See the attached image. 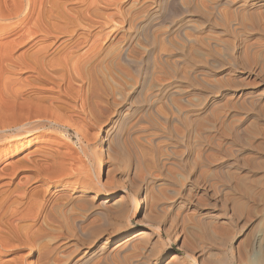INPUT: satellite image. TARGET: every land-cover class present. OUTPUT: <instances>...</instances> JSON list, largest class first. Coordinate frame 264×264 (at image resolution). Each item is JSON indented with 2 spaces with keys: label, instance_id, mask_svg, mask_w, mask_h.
Listing matches in <instances>:
<instances>
[{
  "label": "rangeland",
  "instance_id": "obj_1",
  "mask_svg": "<svg viewBox=\"0 0 264 264\" xmlns=\"http://www.w3.org/2000/svg\"><path fill=\"white\" fill-rule=\"evenodd\" d=\"M158 1L98 0L87 7L100 14L101 17L96 21L106 20L108 24L93 29L88 42L79 48L73 43L75 36L58 55L71 50L75 56L85 58L88 49L96 41L90 69L92 68V76L98 86V94L90 101L87 99L89 67L81 57L78 74L76 68L70 65L59 75L47 69L41 73L24 69L15 76L0 78L1 98L4 95L10 99L16 93L18 102L28 99L26 101L33 103L32 105L37 104L35 95H45L44 105L51 101L49 99L55 98L48 103L51 105L47 106L46 103L45 106L48 108L53 104L56 111L53 106L50 108L53 111H49V108L46 110L54 112V119H60H57L60 126L57 123L35 133V142L24 146L19 154L1 159L0 204L4 196L8 201L5 200L6 204L1 205L0 208L4 209H0V215L5 222L12 223L11 229L17 225V221L19 224L18 217L11 218L8 211H5L10 197L13 198V193L16 192L14 197L25 194L27 197L34 195V198L37 196L50 201L49 208L57 213V218L61 216L59 220L56 218L58 224L51 223V226L49 222L47 225L43 224L41 217L36 220L38 226L43 224L40 226L43 232L33 242L37 246L53 248L52 253L47 254V258L40 263L36 260L37 247L35 244L34 249L30 247L33 245L31 242L26 245L22 231L23 240L17 241L12 239L5 226H0L4 228L0 231L7 237L8 245V248L0 251V264H71L85 254L89 256L83 264H192L193 259L200 264L212 252L217 256L224 252L231 260L238 240L246 241L247 245L250 243V246L242 247L246 243L241 241L240 249L243 248V253L249 250L246 251L248 254H244L250 255L248 258L251 262L258 258L261 263H255L264 264V253L261 255L264 252V0H229L228 3L227 0ZM66 8L70 12L85 9L80 4L73 3H68ZM239 10L244 11L240 13ZM145 12L153 14L155 18L152 23L155 26L144 32V38L148 39L142 43L136 41L137 31L134 26L145 20ZM211 12L216 20L211 17ZM226 13H229V20L226 19ZM258 13L262 16L259 17ZM240 19L242 22L245 19L246 22L240 23ZM76 33L84 35L87 32L84 28H79ZM34 42L21 47L16 56ZM212 46H215L213 49L216 51H211ZM124 48L128 54V49L134 50L131 55H135L133 58L137 60L133 59V63L128 64L121 59L118 54L127 52ZM229 57L231 65L227 63ZM66 83L70 90H67ZM172 91L174 94L170 98ZM117 92L122 95L118 96ZM246 96L254 98L252 103ZM257 97L258 100H255ZM128 105L131 106L129 110H124ZM111 135L114 136L112 140ZM37 149L58 157L60 165L53 166L55 162L52 163L47 156L45 161L43 154L34 152ZM32 152L34 156L30 154ZM24 155L27 159L30 158L26 162L28 166H25L31 168L30 160L39 159V164L44 162L40 165L45 171L42 170V173L41 170L36 171V168L30 171L27 167L22 168L23 165L18 169L11 165L16 159L23 157L26 160ZM160 159L163 161L160 162ZM164 159H168L172 165ZM135 161L138 162L136 166ZM169 165H175L174 169L178 171L170 169ZM168 167L170 178L166 176ZM37 172H40L39 175ZM179 172L181 175L177 174ZM23 180L27 182L24 183ZM16 184L20 185V190L21 187L23 191L26 190L24 194L22 190L20 193L15 191L10 194L17 187ZM60 193L62 198L57 197ZM176 193H179L178 196ZM63 194L67 196L63 198ZM120 195H124L125 200L121 201L124 202L125 213L122 211L121 217L109 212L105 218L106 211L102 213L103 209L99 206L101 198L105 197L106 204L114 208L113 203ZM42 196L44 197L41 198ZM34 198L30 200L34 201ZM226 199L228 202H225ZM30 200H25V206L22 205L24 208L21 206V210L28 209ZM155 201L159 203H154ZM76 206L83 207L82 212ZM30 211L34 214L33 209L29 213ZM99 212L103 215L98 214ZM203 214L219 215V219L225 220L224 227L221 223L222 228L220 225L217 228L224 234L220 230L219 236L216 229L215 233L218 235L213 233V237L212 231L209 232L211 228L207 225L210 223L205 222L211 220L204 218ZM73 215L78 216L73 218ZM8 217L11 219L8 220ZM75 219H80L85 224V230L90 227L93 231L80 233L73 224ZM194 219H198L196 223H201L194 224ZM31 222L32 218L20 223ZM91 222L95 224L92 227ZM101 222L103 223L100 225ZM204 222L205 227L202 225ZM130 229L135 231L134 235L142 230L147 234L131 241L133 244L129 242L132 246L128 244L124 248L122 245L117 247L115 240ZM207 234L211 236H206ZM219 239L226 243L224 249L219 247L220 243L222 245ZM101 246L103 249L99 250ZM188 254L191 258L194 256L192 260Z\"/></svg>",
  "mask_w": 264,
  "mask_h": 264
},
{
  "label": "bare ground",
  "instance_id": "obj_2",
  "mask_svg": "<svg viewBox=\"0 0 264 264\" xmlns=\"http://www.w3.org/2000/svg\"><path fill=\"white\" fill-rule=\"evenodd\" d=\"M98 0H0V78H4V77H7L8 75H11V76H15L16 74H17V72H20V71H22V70H24V69H31L32 71H35V72H37V73H41L42 72V70H44V69H47V70H49V71H51L52 73H54V74H56V75H59L62 71H65L66 69H67V67L68 66H73V67H75L76 68V72H77V68H78V66H79V62L81 61V58H82V60H84L85 59V64L89 67V68H87V74H88V86L89 87H87V89H89V90H87L88 91V96H87V99L90 101V100H92L93 98H96V96H97V94H98V86L96 85L97 83H95L94 82V78H93V76H92V71H91V69H90V67L92 66L91 64H92V58H93V56H94V54H93V52H94V50H93V48L95 47L94 45H95V43H96V41H94L95 43H94V45H93V47H90V49H88V51H87V53L85 54L86 55V57L84 58V56H75L74 55V51H68V52H65L63 55L61 54V55H58V53L60 52V51H62V50H65L66 48H67V46L69 45L68 43L76 36V39L74 40V44H76V48L78 47H80V46H82V44H86L87 42H88V40H89V38H90V33H91V31L93 30V29H95V28H97V27H103V26H106L107 24H108V22H106V20L105 21H96V20H98L97 18H100L101 16H100V14H97V13H94L95 12V10H93V8L92 9H90V10H88L87 9V7H89V6H92L95 2H97ZM106 1V0H105ZM165 1H167V0H159L158 2L160 3V2H165ZM220 1V0H219ZM228 1L229 0H227V3H228ZM169 2V1H168ZM68 3H73V4H80L81 6H83V7H85V9L84 10H82V9H80V10H73V12H70L69 10H67L68 8H66L67 7V5H68ZM221 3H222V1H221ZM226 3V2H225ZM230 3V2H229ZM241 3V2H240ZM166 4V3H165ZM174 4V3H173ZM215 4V3H214ZM218 4V3H217ZM224 4V3H223ZM256 4V3H255ZM161 5V4H160ZM227 5V4H226ZM229 5H231V4H229ZM228 5V6H229ZM242 5H244V4H242ZM242 5H240V6H242ZM251 5V4H250ZM213 6V5H212ZM211 6V7H212ZM216 6V5H215ZM239 6V7H240ZM259 6V5H258ZM161 7V6H160ZM252 7V6H251ZM91 8V7H90ZM146 8V7H145ZM145 8H144V10H145ZM213 8H214V6H213ZM216 8V7H215ZM238 8V7H237ZM243 8V7H242ZM241 8V9H242ZM247 8V7H246ZM250 8V7H249ZM173 9V8H172ZM240 9V8H239ZM264 9V8H263ZM262 9V10H263ZM144 10L142 11V13L144 12ZM178 10V9H177ZM235 10V9H234ZM238 10V9H237ZM252 10V9H251ZM146 11V10H145ZM153 11V10H152ZM175 11H176V9H175ZM180 11V10H179ZM241 11H244V10H239V12L241 13ZM246 11V10H245ZM212 12L214 13V11L212 10ZM212 12H211V17L213 16L212 15ZM178 13H181V12H178ZM238 13V12H237ZM245 13V12H244ZM262 13L264 14V12L262 11ZM155 14V13H154ZM175 14H177V12H175ZM216 14H217V12H216ZM220 14V13H219ZM229 14V13H228ZM228 14L226 13L225 14V16H226V19L227 20H229L228 18H229V16H228ZM250 14V13H249ZM145 20L143 21V22H141V23H139L138 25H136V26H134V28H136V31H137V33H136V41L137 42H142L143 43V40H144V42L145 41H147L146 39H148L147 37H146V39L144 38V32L147 30V32H148V29H150L152 26H155L153 23H152V20L155 18H153V14H146V12H145ZM143 15V16H144ZM209 15V14H208ZM208 15H206L207 17H209ZM221 15V14H220ZM231 18L233 17V14L231 13ZM235 15V14H234ZM237 15H239V14H237ZM254 15V14H253ZM256 15V14H255ZM254 15V16H255ZM258 15H259V13H258ZM142 16V17H143ZM156 16V15H155ZM225 16H221L223 19L225 18ZM227 16H228V18H227ZM239 16H241V14L239 15ZM244 16V15H243ZM247 16H248V12H247ZM246 16V17H247ZM251 15H249L248 17H250ZM260 16H262V15H259V17ZM157 17V16H156ZM207 17H205V18H207ZM214 17V16H213ZM216 17V16H215ZM214 17V18H215ZM238 17V16H237ZM235 18V17H234ZM239 18V17H238ZM245 18V17H244ZM256 18V17H255ZM262 18V17H261ZM144 19V18H143ZM213 19V18H212ZM218 19V18H217ZM220 19V18H219ZM225 19V20H226ZM243 19V18H242ZM242 19H240V23L242 22ZM254 19V18H253ZM215 20H216V18H215ZM231 20V19H230ZM249 20H252V18H249ZM156 21V20H155ZM207 21H208V19H207ZM212 21V20H211ZM219 21V20H218ZM253 21V20H252ZM228 22V21H227ZM226 22V23H227ZM231 22H233L232 20H231ZM237 22H238V19H237ZM236 21H235V23H237ZM246 21H245V19L243 20V22L242 23H245ZM249 22V21H248ZM156 23V22H155ZM229 23V22H228ZM227 23V24H228ZM251 23H253V22H251ZM230 24V23H229ZM234 24V23H233ZM249 24V23H248ZM222 25H224V24H222ZM243 25V24H242ZM225 26V25H224ZM229 26V25H228ZM228 26H226V27H228ZM230 26H233L232 24L230 25ZM240 26V25H239ZM221 27H223V26H221ZM225 27V28H226ZM235 27V26H234ZM232 28V29H235L236 27L238 28V26H236L235 28ZM242 26H240V28H241ZM79 28H84L85 30H86V34H84V35H79V34H77L76 33V31L79 29ZM180 29V28H179ZM226 29H228V28H226ZM231 29V30H232ZM229 30H230V27H229ZM178 31V30H177ZM233 31V30H232ZM232 31H230V32H232ZM81 33V32H80ZM156 33V32H155ZM179 33V32H178ZM147 34V33H146ZM65 36H67L66 37V39L65 40H63V41H61V39L63 38V37H65ZM94 37V36H93ZM95 39H97V38H95ZM129 40H130V38H129ZM33 41H35L32 45H31V47H29L28 49H25L23 52H21L18 56H16V52L21 48V47H23V46H26V45H28L29 43L31 44V42H33ZM130 42V41H129ZM103 43V42H102ZM147 43V42H146ZM98 44V43H97ZM216 44V43H215ZM129 45V44H128ZM211 45H214V44H211ZM127 46V45H126ZM219 46V45H218ZM222 46V45H221ZM209 47V46H208ZM211 47V46H210ZM223 47V46H222ZM227 47V46H226ZM230 47V46H229ZM88 48V47H87ZM127 48V47H126ZM213 48H215V46L213 47L212 46V50L211 51H216V49H213ZM220 48V47H219ZM96 49V48H95ZM226 49V48H225ZM52 50V51H51ZM87 50V49H86ZM86 50L84 51V53L86 52ZM124 50H125V48H124ZM129 50V53L130 54H128V51H127V49L125 50V51H127V52H121L120 54H118V56L121 58V59H123V60H125V61H127V63L129 64V63H133V59L134 60H137V59H135V58H133V56H135V55H131V53H134L133 51L134 50H131V49H128ZM229 50V49H228ZM50 51H51V53H50ZM122 51V50H121ZM226 52V51H225ZM230 52V51H229ZM108 53V52H107ZM136 53V52H135ZM52 54V55H51ZM57 54V55H56ZM82 54V53H81ZM137 54V53H136ZM228 54V53H227ZM230 54H231V52H230ZM83 55V54H82ZM107 55V54H106ZM105 55V56H106ZM229 55V54H228ZM231 56V55H230ZM77 57H81L80 59L79 58H77ZM211 57V56H210ZM104 58V57H103ZM230 58L231 57H229V59H228V64H230L229 63V60H230ZM211 60V59H210ZM231 61H232V59H231ZM136 62V61H135ZM138 62H140V60L138 61ZM211 62V61H210ZM94 63V62H93ZM103 63V62H102ZM213 63V62H212ZM101 64V63H100ZM214 64V63H213ZM233 64V63H232ZM208 65H210V64H208ZM215 65V64H214ZM213 65V66H214ZM231 65V64H230ZM97 66V65H96ZM95 66V67H96ZM136 66V65H135ZM72 67V68H73ZM74 68V69H75ZM73 70V69H72ZM73 72H74V70H73ZM77 74H78V72H77ZM41 75V74H40ZM71 75V74H70ZM42 76V75H41ZM53 76V75H52ZM81 76V75H80ZM36 77V76H35ZM43 77V76H42ZM61 77H62V75H61ZM60 76H59V78H61ZM5 79V78H4ZM9 79H11L10 77H9ZM8 79V80H9ZM13 79V78H12ZM39 79V78H38ZM14 80V79H13ZM16 80H17V78H16ZM22 80V79H21ZM65 80V79H64ZM5 81V80H4ZM3 81V82H4ZM29 81V80H28ZM27 81V82H28ZM49 81H50V79H49ZM74 81V80H73ZM7 83V82H6ZM3 84V83H2ZM5 84V83H4ZM56 84H58L57 82H56ZM29 85V84H28ZM48 85V84H47ZM66 85H67V83H66ZM65 85V86H66ZM4 86V85H3ZM18 86V85H17ZM23 86V85H22ZM57 86H59V84L57 85ZM64 86V87H65ZM62 87V86H61ZM5 88V87H4ZM3 88V89H4ZM23 88V87H22ZM42 88V87H41ZM67 90H70V86L69 85H67ZM14 89H15V87H14ZM13 89V90H14ZM17 89H19V87L17 88ZM53 89V88H52ZM65 89V88H64ZM8 90V89H7ZM23 90V89H22ZM66 90V91H67ZM175 92H177L175 89H173ZM15 92L17 91L18 92V90H14ZM13 91V92H14ZM63 91V90H62ZM65 91V90H64ZM63 91V92H64ZM174 91H172L170 94H171V96H170V98L173 96L172 94H174L173 92ZM86 93V92H85ZM5 94V93H4ZM18 94V93H17ZM117 94H118V96H119V94L120 93H118L117 92ZM170 94H168V95H170ZM2 95V94H1ZM1 95H0V161H1V159H3L4 157H6V158H8L9 156L11 157L13 154H16V153H18L20 150H22V148L25 146L26 147V145H29L31 142H35V140L37 139L36 137H34V134L35 133H37V132H39L40 130H43V129H45L46 127L48 128V126H52V125H55V124H57L58 122H57V119H54L55 117H53V114L52 113H54V112H49V111H53V109H50L52 106H53V104H52V106H50V107H48V108H46V103L48 104L49 102H53L52 101V99L53 100H55V98H52V99H49V100H51V101H48V102H45V105H44V103H43V100H44V96L42 95V94H40V95H35V103H37V104H34V105H32L30 102H28L29 100L28 99H25V101L23 100V97L21 98L23 101L22 102H18V100L16 99V98H18V96L16 95V93H15V95H12L11 96V98L10 99H7V98H5L4 97V95L2 96L3 98H1ZM19 95V94H18ZM120 95H122V93L120 94ZM72 96V95H71ZM20 97H21V95H20ZM47 97V96H46ZM73 97V96H72ZM122 97V96H121ZM136 97V96H135ZM166 97H167V95H166ZM247 97V96H246ZM259 97V96H258ZM258 97H257V99H255V100H258ZM83 98V97H82ZM84 98H85V95H84ZM248 98V97H247ZM30 99V98H29ZM45 99H48V98H45ZM252 99H254V98H248V100H249V102L250 103H252ZM19 100H20V98H19ZM26 100H28V101H26ZM137 100H138V98H137ZM82 101V100H81ZM136 101V100H135ZM146 101V100H145ZM34 102V101H33ZM43 103V104H41V105H43L42 107H44V108H42L41 107V105H40V103ZM57 102V101H56ZM147 102V101H146ZM19 103V104H18ZM139 103V102H138ZM65 104V103H64ZM63 104V105H64ZM147 104V103H146ZM49 105H51V103L50 104H48L47 106H49ZM137 106V105H136ZM54 107V106H53ZM52 107V108H53ZM129 107H131L130 105H128L124 110H129L128 108ZM42 108V109H41ZM56 107H54V109H55ZM91 108V107H90ZM46 109H48V110H46ZM132 109H134V108H132ZM136 109V108H135ZM55 111H56V109H55ZM132 111H135V110H132ZM55 115V114H54ZM63 115V114H62ZM174 117V116H173ZM124 118V117H123ZM173 119V118H172ZM176 119H178V118H176ZM176 119H174V120H176ZM58 120H60V119H58ZM81 120V119H80ZM122 120V119H121ZM125 120V119H124ZM174 120H171L172 122L174 121ZM83 121V120H82ZM177 121V120H176ZM82 123V122H81ZM119 124H120V122H118ZM174 123V122H173ZM78 125V124H77ZM57 126H60L59 125V123H58V125ZM118 128V127H117ZM120 131V130H119ZM114 134V133H113ZM127 134V133H126ZM117 135H118V133H117ZM112 137H114V136H112L111 135V139L110 140H112L113 138ZM116 137V136H115ZM120 137V136H119ZM115 140L117 139V138H114ZM47 140V139H46ZM114 140V141H115ZM114 141H111L112 143L114 142ZM116 142V141H115ZM114 142V143H115ZM102 143V142H101ZM31 144H33V143H31ZM118 144V143H117ZM75 145V144H74ZM115 145V144H114ZM107 146V148L109 147V145H106ZM41 148V147H40ZM39 148V149H40ZM39 149H37L36 151H34L35 153L37 152L38 154L40 153V154H43L44 155V157H45V161H47V158H46V156L47 157H49L50 158V160H52V163L53 162H55V163H53V166L54 165H60V159H59V161H57V159H58V157H55L54 155H52L51 153H45V151L43 150L42 151V149L41 150H39ZM61 149V148H60ZM34 152H32V153H30L32 156H34ZM70 152V151H69ZM36 153V154H37ZM19 154V153H18ZM70 154V153H69ZM28 155V154H27ZM30 155V156H31ZM71 155V154H70ZM70 155H67V157H69L70 158ZM174 156H175V154H173ZM15 156V155H14ZM25 156V155H24ZM41 156V155H40ZM64 156V155H63ZM66 156V155H65ZM177 156V155H176ZM175 156V157H176ZM26 157V156H25ZM24 157V159H26V160H23L22 158H19V160L18 159H16L17 161L16 162H14V163H11V165H13V166H16L18 169H20L19 167H21L22 165V168L24 167V168H26L27 166H28V164L26 163V162H28V160L30 159H27L28 157H26L25 158ZM169 157H170V155L167 157L168 159H169ZM179 157V156H178ZM164 158V157H163ZM173 158V157H172ZM20 159H22V160H20ZM33 159V158H32ZM167 159V160H168ZM179 159V158H178ZM37 160H39V159H36V160H30V163H31V168H29V167H27V168H29V170L30 169H35L36 168V171H39V170H43V171H45L44 170V168H42L43 166L42 165H40V164H42V163H44V162H42V163H40L39 164V162L37 161ZM167 160H165L164 159V161L165 162H167ZM15 161V160H14ZM65 161V160H64ZM160 162H162L163 160H159ZM169 161V160H168ZM172 161H173V159H172ZM171 161V162H172ZM176 161V160H175ZM174 161V162H175ZM179 161V160H178ZM10 162V161H9ZM8 162V163H9ZM70 162V161H69ZM138 162H139V160H138ZM138 162H136L135 161V165L134 166H136V164L138 163ZM160 162H158V163H160ZM177 162V161H176ZM67 163V162H66ZM140 163V162H139ZM169 164H171L170 163V161L168 162ZM27 164V166H25ZM165 164V163H164ZM164 164H162V165H164ZM173 164H175V163H173ZM177 164V163H176ZM179 164V163H178ZM177 164V165H178ZM6 165V164H5ZM9 165V164H8ZM160 165V164H159ZM161 165V166H162ZM172 165V164H171ZM171 165H169L170 167H171ZM221 165V164H220ZM219 165V166H220ZM13 166H11L12 168H13ZM42 166V167H41ZM50 166H52V164L50 165ZM52 166V167H53ZM64 166V165H63ZM139 166V165H138ZM154 166V165H153ZM161 166H159V167H161ZM168 166V165H167ZM170 167H168V175H166V176H169V178H170V175H169V173H170V170H169V168ZM173 167V168H172ZM170 169H174L175 168V165H173ZM178 167H180V166H178ZM178 167H176V168H178ZM3 168V167H2ZM26 168V169H27ZM49 168V167H48ZM57 168H60V167H58L57 166ZM69 168V167H68ZM137 168V167H136ZM167 168V167H166ZM165 168V169H166ZM4 169V168H3ZM160 169V168H159ZM182 169V168H181ZM11 171H13L12 169H10ZM17 170V169H16ZM15 170V171H16ZM58 170V169H57ZM56 170V171H57ZM136 170V169H135ZM162 170H164V169H162ZM175 170V169H174ZM177 170V169H176ZM175 170V171H176ZM219 170V169H218ZM221 170V169H220ZM1 171V170H0ZM5 171V170H4ZM31 171V170H30ZM40 171V172H41ZM43 171H42V173H43ZM54 171V170H53ZM52 171V172H53ZM55 171V172H56ZM59 171H61V170H59ZM178 171V170H177ZM2 172H3V170H2ZM39 172V173H40ZM47 172V171H46ZM46 172H45V174H46ZM55 172H54V174H55ZM133 172V171H132ZM172 172V171H171ZM181 172H182V170H181ZM181 172H179V173H177V174H180ZM13 173H14V171H13ZM38 173V172H37ZM39 173H38V175H39ZM162 173H164V172H162ZM161 173V174H162ZM174 173V172H173ZM11 174H12V172H11ZM165 174V173H164ZM164 174H163V176H164ZM171 174V173H170ZM175 174V173H174ZM2 174H1V172H0V176H1ZM44 175V174H43ZM181 175V174H180ZM219 175H220V171H219ZM222 175V174H221ZM27 176V175H26ZM162 176V175H161ZM172 176H175V175H172ZM28 177V176H27ZM53 177V176H52ZM183 177H185V176H183ZM56 178V177H55ZM164 178H165V176H164ZM168 178V179H169ZM172 179H173V177H171ZM182 177H180V179H181ZM224 178V177H223ZM26 179V178H25ZM58 179V178H57ZM167 179V178H166ZM178 179V180H177ZM177 179L175 178V181L177 180V181H179V178L177 177ZM184 179H186V178H184ZM56 180V179H55ZM182 180V179H181ZM221 180H223V179H221ZM28 181H29V179H28ZM164 181H165V179H164ZM167 181H169V180H167ZM171 181H174V180H171ZM174 181V182H175ZM224 181H226V179L224 180ZM20 182V181H19ZM18 182V183H19ZM23 182H24V180H23ZM27 181H25L24 183H26ZM173 182V183H174ZM181 182V181H180ZM4 183V182H3ZM172 183V184H173ZM175 183H177V182H175ZM227 183V182H226ZM19 184H21V183H19ZM18 184V185H19ZM157 184H159V183H157ZM156 184V185H157ZM163 185H165V183L163 184ZM162 185V186H163ZM16 186H17V184H16ZM161 186V185H160ZM4 187V186H3ZM19 187H20V185L19 186H17V187H15V189H13L11 192H10V194L12 193V192H15V191H20L21 192V190L23 191L24 189H22V187H21V190L19 189ZM45 187V186H44ZM83 187V186H82ZM154 187V186H153ZM152 187V188H153ZM159 187V186H158ZM157 187V188H158ZM24 188V187H23ZM220 188V187H219ZM160 189V188H159ZM1 190V189H0ZM156 190H158V189H156ZM168 190H170V189H168ZM26 191V190H25ZM25 191H23V194L25 193ZM19 192V193H20ZM146 192V191H145ZM170 192V191H169ZM174 192V191H173ZM31 193V192H30ZM168 193V192H167ZM9 194V195H10ZM15 194H16V192L15 193H13V195L15 196ZM22 194V193H21ZM33 194V193H32ZM43 194V193H42ZM146 194V193H145ZM169 194V193H168ZM177 194V193H176ZM179 194V193H178ZM178 194L176 195V196H178ZM20 195V194H19ZM19 195H16V197H14L13 196V198H12V196L10 197L11 199H10V201H9V204H7L8 205V207L6 208V206H5V211H6V213H7V211H8V214H9V216L11 217V218H17L18 217V219H20V221H19V224H18V221H17V225H15V227H13V229H11L12 228V223H10V222H5L4 220H3V218L1 217L2 215H0V226H5L6 228H7V230L11 233V235H12V239L13 240H20V239H22L21 237V231L23 232L22 234H23V237H24V239L27 241V243H26V245L27 244H29L30 242H31V245L32 246H30V245H28V246H30V247H33L34 246V244H35V242H33V241H35L34 239H36V237H38V236H40V234L43 232L42 231V229H41V227L40 226H42L44 223H45V225H47L46 223H48L49 222V226H51V223L54 225V224H58V222H57V219L59 218V217H61V216H59L60 214L63 216V212L62 213H58L59 215H57V216H59L58 218L56 217V214H55V211L53 210V209H51V208H49V206H50V204H51V202L49 201H46V200H44V199H39L37 196H35L36 198H37V200H36V198H34V195H32V197L35 199L34 201H31L30 200V198H32L31 197V195L29 196V197H27L25 194L24 195H22L21 197H19ZM59 195V194H58ZM64 195V194H63ZM66 196H67V194H65ZM65 195H64V197L63 198H65ZM172 195V194H171ZM174 193H173V197H174ZM54 196H57V194L56 195H54ZM170 196V195H169ZM5 197V196H4ZM2 198L1 199V204H0V207H1V205L2 204H6L4 201L7 199V197H5V198ZM44 196H42L41 198H43ZM57 197H61V193H60V196H57ZM69 197V196H68ZM151 197V196H150ZM165 197V196H164ZM167 197L168 196H166V201H167ZM173 197H172V200H174L173 199ZM9 198V197H8ZM56 198V197H55ZM54 198V199H55ZM62 198V197H61ZM61 198H59L60 200H61ZM124 198V195H120V198L118 199V200H116V202H114L113 204H115V206H114V208H110L109 207V204L107 205L106 203H107V201L105 200V197H102L101 198V200L102 201H100L99 202V206L100 207H102V209H103V211H102V213L104 212V211H106L105 212V218L106 217H108V215H106V213H109L110 212V214H115V215H118V216H121V214H123L122 213V211H124V213H125V210H123V204H124V202L123 201H121L122 199ZM175 198V197H174ZM165 199V198H164ZM163 199V200H164ZM169 199H170V197H169ZM25 200H27V202H28V200H30L31 201V204H30V209H33L34 210V214H31V211H30V213H29V207L27 206V208L28 209H26L25 211H23V209L21 210V208L23 207L22 205H24L25 203H26V201ZM52 200V199H51ZM56 200V202H57V199H55ZM123 200H125V199H123ZM162 200V201H163ZM171 200V201H172ZM6 201H8V200H6ZM54 201V200H53ZM66 201H67V199H66ZM157 201H159V200H157ZM157 201H155L154 203H157ZM170 201V202H171ZM32 202H34L33 204H32ZM65 202V201H64ZM68 202V201H67ZM66 202V203H67ZM123 202V203H122ZM163 202H165V201H163ZM225 202H228V199H226V201ZM224 202V203H225ZM53 203V202H52ZM58 203H59V200H58ZM57 203V204H58ZM159 203V202H158ZM157 203V204H158ZM161 203V202H160ZM167 203H169V202H167ZM150 204V203H149ZM226 204V203H225ZM53 205H55L54 203H53ZM79 205V204H78ZM111 206H112V204H110ZM227 205V204H226ZM22 206V207H21ZM25 206V205H24ZM52 206V205H51ZM21 207V208H20ZM77 207V209H79L78 207H80V206H76ZM157 207V206H156ZM24 208V207H23ZM58 208V207H57ZM69 208V207H68ZM81 208H83V207H80V212H82V210H81ZM126 208V207H125ZM158 208V207H157ZM0 209H2V208H0ZM4 209V208H3ZM2 209V210H3ZM1 210V211H2ZM53 210V211H52ZM57 210V209H56ZM62 210V209H61ZM60 210V211H61ZM65 211V210H64ZM100 211V210H99ZM58 212V211H57ZM98 212V211H97ZM3 213H5V212H3ZM53 213H54V216H53ZM101 212H99L98 214H100V215H103ZM75 214V213H74ZM77 214V213H76ZM109 214V215H110ZM202 214V213H201ZM211 214V213H210ZM32 217H31V216ZM80 215V214H79ZM125 215V214H124ZM195 215V214H194ZM199 215V214H198ZM204 216V218H206V217H208V218H210V220H211V222H207V221H205V220H207V219H205L204 221L206 222V223H210V224H207L208 225V228H211V230L209 231V232H211L212 234L214 233L215 235H216V233H215V231H216V229L218 228V226L222 223L223 224V222L225 221H223V220H221V219H219L218 217H219V215H218V217H216V215L214 216V215H209V216H205L206 214H203ZM74 216V215H73ZM78 216V215H77ZM76 216V217H77ZM83 216V215H82ZM82 216H80V218L82 217ZM97 216V215H96ZM123 216V215H122ZM121 216V217H122ZM193 216V215H192ZM4 217V216H3ZM5 217H7V216H5ZM29 217H31L32 218V220H33V222H31V223H24V224H21L20 222H24L25 220L27 221L28 219H31V218H29ZM38 217H41V219H43V224H41V225H37L36 224V222L38 221L37 220V218ZM70 217V216H69ZM75 216L73 217V218H76ZM95 217V216H94ZM99 217V216H98ZM101 217V216H100ZM110 217V216H109ZM193 217H195V216H193ZM197 218H198V216H196ZM201 217H202V215H201ZM202 217V218H203ZM10 218V219H11ZM57 218V219H56ZM85 218V217H84ZM190 218H192V217H190ZM200 218V217H199ZM227 218V217H226ZM248 219H251V218H253V217H247ZM9 219V217H8V220H10ZM93 219V218H92ZM104 219V218H103ZM7 220V221H8ZM15 220V219H14ZM37 220V221H36ZM59 220V219H58ZM102 220V219H101ZM105 220H107V219H105ZM195 220V219H194ZM200 220V219H199ZM95 221V220H94ZM93 221V222H94ZM128 221V220H127ZM197 221H198V219H197ZM196 220L195 221H193V223L195 222H197ZM229 221V220H228ZM69 222H70V220H69ZM75 223H73V224H75V226H77L78 227V231L81 233L82 232V234H86V233H89L91 230L89 229L90 227H88V228H86L87 230H85L84 228H85V224L80 220V219H75V221H74ZM200 223H201V221H199ZM198 222V223H199ZM205 222L202 224V225H204L205 224ZM10 223V224H9ZM103 222H101L100 223V225L102 224ZM194 223V224H195ZM198 223H196V225L198 224ZM199 223V224H200ZM229 223V222H228ZM84 224V225H83ZM87 224V223H86ZM90 224V223H89ZM88 224V225H89ZM91 224H92V222H91ZM90 224V225H91ZM105 224V223H104ZM198 224V225H199ZM9 225H11V227L9 226ZM13 225V226H14ZM38 227H37V226ZM52 225V226H53ZM88 225H86V227L88 226ZM89 225V226H90ZM95 225V224H94ZM93 224L91 225V227L92 226H94ZM99 225V224H98ZM196 225H194L196 228H197V226ZM224 225L225 224H223V227H224ZM74 226V225H73ZM96 226H97V224H96ZM194 226H193V228H194ZM206 225H204V227H205ZM210 226V227H209ZM200 227H201V225H200ZM220 227L222 228V226L220 225ZM219 227V228H220ZM2 227H0V230H3L4 228H2ZM94 228V227H93ZM203 228V227H202ZM201 228V229H202ZM208 228L206 229V230H208ZM77 229V228H76ZM96 229V228H95ZM200 229V228H199ZM214 229V230H213ZM81 230V231H80ZM221 229H217V231L216 232H219ZM224 230V229H223ZM6 231V230H5ZM93 231V230H92ZM91 231V232H92ZM222 231V230H221ZM8 232V233H9ZM206 232V231H205ZM209 232H206V233H209ZM134 233H135V231L134 230H132V229H130V230H128V231H126L125 233H123L122 235H120L116 240H115V242H116V244L118 243V245H116L117 247L118 246H120V245H122V247L124 248L125 246H128V244L130 245V243L129 242H131V241H133L134 239H136V238H138V237H141V238H143V236H145L147 233L145 232V231H139L138 233H136L135 235H134ZM201 233H202V230H201ZM210 233V234H211ZM223 233V231L221 232V234ZM209 234V235H210ZM211 234V235H212ZM214 234L212 235L213 237H214ZM219 234H220V232H219ZM221 234L219 235V236H221ZM224 234V233H223ZM222 234V235H223ZM97 235V234H96ZM203 235H204V232H203ZM208 234L206 235V236H209ZM210 235V236H211ZM217 235H218V233H217ZM216 235V236H217ZM80 236H81V234H80ZM148 236V235H147ZM87 237H89V236H86V238ZM59 238V237H58ZM85 238V237H84ZM217 237H215V239H216ZM220 238V237H219ZM226 238H228L227 236H226ZM233 238V237H232ZM235 238V237H234ZM233 238V239H234ZM203 239H206V237L205 238H203ZM210 239H211V237H210ZM229 239V238H228ZM17 240V241H18ZM23 240V239H22ZM141 240H143V239H141ZM211 240H213V238L211 239ZM258 240V239H257ZM241 241H243V240H238V241H236L235 242V245H234V249H235V253H234V251H233V256L232 257H230L231 258V260H229V256L227 257V256H225V254H224V252L222 253L223 255H219V256H217V255H214L213 254V252L211 253V254H209V257H207L206 259V261L204 262V261H201V263L200 264H256L255 262H257V263H261L259 260L260 259H256L255 260V262H251V260H249V258L248 257H250V255H248V256H246V254H248L247 252L249 251H245L246 252V254H244L243 252H241V250L243 249V248H241L240 249V247H241ZM21 242V241H20ZM24 241H22V243H23ZM33 242V243H32ZM209 242V241H208ZM216 242H217V239H216ZM214 243V244H217V243ZM220 242H222L220 239H219V243ZM228 242V241H227ZM244 242V244L246 243V241H243ZM242 242V243H243ZM132 243V242H131ZM231 243V242H230ZM133 244V243H132ZM250 244V243H249ZM248 244V245H249ZM253 245H254V242L252 243ZM40 245V244H39ZM136 245V244H135ZM205 245V244H204ZM204 245H203V247H204ZM210 245V244H209ZM220 246L219 247H221V248H225V246H226V243L225 242H222V245H221V243L219 244ZM229 245V246H230ZM248 245H247V243H246V245H244L243 246V244H242V247H245V246H247L248 247ZM253 245H252V247H253ZM35 246L37 247V252L38 253H36L37 254V262H41L42 260L44 261V259L45 258H47L46 256H47V254H49V253H52V249H50L49 247L47 248L45 245H41V246H37L36 244H35ZM34 246V247H35ZM130 246H132V245H130ZM205 246H207V245H205ZM211 246V245H210ZM212 246H213V244H212ZM250 246V245H249ZM34 247H33V249H34ZM54 247V246H53ZM56 247V246H55ZM54 247V248H55ZM99 247V246H98ZM116 247V248H117ZM121 247V246H120ZM145 247V246H144ZM217 247V246H216ZM6 248H8V245H7V237H5V235L3 234V233H1V231H0V251H2V250H5ZM29 248V247H28ZM123 248H120L121 250L123 249ZM126 248H128V247H126ZM200 248V247H199ZM208 248V247H207ZM215 248V247H214ZM231 248V247H230ZM254 248V247H253ZM100 249H103L102 248V246L99 248V250ZM118 249V248H117ZM201 249H202V247H201ZM204 249V248H203ZM220 249V248H219ZM228 249H229V247H228ZM251 249V248H250ZM256 249H258V248H256ZM31 250H32V248H31ZM254 250H255V248H254ZM118 251H119V249H118ZM118 251H116V252H118ZM204 251H206V250H204ZM204 251H203V253H204ZM220 251H222V249L220 250ZM242 251H244V250H242ZM104 252H105V250H104ZM225 252H227L226 250H225ZM90 253V252H89ZM101 253V252H100ZM201 253H202V251H201ZM207 253H209V252H207ZM215 253V252H214ZM219 253H221V252H219ZM262 253H264V252H261V255H262ZM84 254V253H83ZM95 254V253H94ZM109 254V253H108ZM112 254H114V253H112ZM217 254V253H216ZM82 255V254H81ZM86 255V254H85ZM85 255H82V257L81 258H79L78 260H76V261H74L73 263H71V264H83V263H85L87 260H88V256H85ZM189 255V254H188ZM198 255H200V253L198 254ZM207 255V254H206ZM228 255V254H227ZM230 255V254H229ZM259 255H260V253H259ZM261 255H260V257H261ZM264 255V254H263ZM96 256H97V254H96ZM104 254H103V258H104ZM118 256V255H117ZM95 257V256H94ZM101 257V256H100ZM107 257V256H106ZM189 257L191 258V255H189ZM194 256H192V258H193ZM206 257V256H205ZM204 257V258H205ZM192 258H191V260H192ZM52 259V258H51ZM77 259V258H76ZM190 260V259H189ZM235 260V261H234ZM259 262H258V261ZM51 261V260H50ZM264 261V260H263ZM37 262H35L36 264H38ZM191 263V262H190ZM14 264H17V263H14ZM192 264H198V263H195V259H193L192 260Z\"/></svg>",
  "mask_w": 264,
  "mask_h": 264
}]
</instances>
